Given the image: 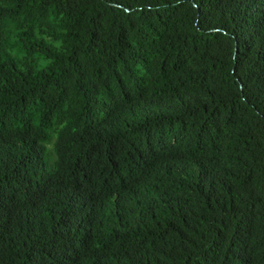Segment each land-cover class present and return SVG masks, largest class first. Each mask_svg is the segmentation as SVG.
I'll return each instance as SVG.
<instances>
[{"label": "trees", "instance_id": "1", "mask_svg": "<svg viewBox=\"0 0 264 264\" xmlns=\"http://www.w3.org/2000/svg\"><path fill=\"white\" fill-rule=\"evenodd\" d=\"M0 264H264V0H0Z\"/></svg>", "mask_w": 264, "mask_h": 264}, {"label": "clouds", "instance_id": "2", "mask_svg": "<svg viewBox=\"0 0 264 264\" xmlns=\"http://www.w3.org/2000/svg\"><path fill=\"white\" fill-rule=\"evenodd\" d=\"M70 166H71V163L61 167L57 171V172H59L61 174L60 177H59L61 180H64L67 176H69V177H71L73 179H76V177H77V173L76 172H78V171L69 170ZM66 210H68V209H66ZM70 214L73 215V217L75 219V222L81 221V219L79 218V214L78 213H70Z\"/></svg>", "mask_w": 264, "mask_h": 264}]
</instances>
